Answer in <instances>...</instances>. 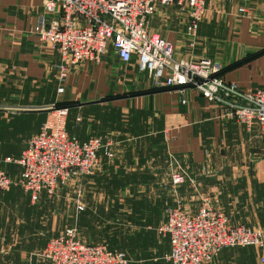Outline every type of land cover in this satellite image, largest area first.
<instances>
[{"label": "crops", "instance_id": "0c3cea01", "mask_svg": "<svg viewBox=\"0 0 264 264\" xmlns=\"http://www.w3.org/2000/svg\"><path fill=\"white\" fill-rule=\"evenodd\" d=\"M41 18L47 23L52 19L44 13L42 0H0V118L13 116L10 129L18 130L22 147L16 159L0 158L3 171L12 179L19 177L21 167L14 161L39 131L50 108L62 105L68 110L66 133L79 142L111 136L116 141L114 147L125 156L161 153L191 166L197 179L195 189L187 183L174 187L169 172L160 166L146 172L126 170L129 173L114 168L100 172L99 167L96 172L104 179L102 190L112 196L130 187L124 223L139 228L132 235L134 242H147L138 248L141 255L156 257L147 263L161 256L154 263L170 264L163 258L170 251L169 239L154 229L165 221L166 209L177 201L195 213L201 196H209L231 225H239L237 219H241L248 227L264 226V135L224 117L220 106L208 102L192 87L182 93L157 87L134 59L123 63L112 42L98 62H85L72 70L58 93L59 53L32 32ZM147 25L174 46L175 59L217 62L222 66L220 77L235 82L240 91L264 85V0H207L193 48L185 35L186 16L175 6H155ZM231 164H240L244 172L243 214H236L235 207L228 204L234 185L229 170L237 166ZM15 167L18 172L14 176ZM14 190L29 199L21 188L12 187L0 193V202ZM45 197L41 193L39 201ZM6 223L5 219L0 221V230ZM129 237L125 239L129 241ZM263 254L264 249L250 246L227 248L205 264H260ZM29 257L30 252L23 251L16 257L12 236L0 233V264H24L26 260L50 264L43 258Z\"/></svg>", "mask_w": 264, "mask_h": 264}, {"label": "built area", "instance_id": "2783aa9c", "mask_svg": "<svg viewBox=\"0 0 264 264\" xmlns=\"http://www.w3.org/2000/svg\"><path fill=\"white\" fill-rule=\"evenodd\" d=\"M206 1L42 0L44 13L52 19L47 23L41 18L32 32L42 44L59 53L58 93L63 91L62 85L72 70L85 62H98L112 42L118 58L123 63L134 59L138 69L147 72L157 87L173 88L179 93L192 87L208 102L220 106L224 117L234 119L247 131L256 128L258 135L263 136L264 85L240 91L235 82L220 77L219 63L209 59H175L174 46L148 28V18L155 6H175L186 16L185 35L193 48ZM67 114L65 107L50 108L39 131L14 161L21 167L17 179H12L0 166V193L19 187L34 204L41 193L51 198L79 177L92 176L98 171L102 157L108 161L114 158L109 139L99 136L79 142L69 137L65 129ZM170 178L174 187L185 183L182 173H172ZM213 202L209 196H201L195 213L185 210L180 201L166 210L165 221L157 229L170 242L165 261L205 264L223 249L248 246L264 249V232L260 228L231 225L228 216ZM41 256L50 264L128 263L125 254L118 250L83 243L73 228L51 238ZM259 262L264 264V254Z\"/></svg>", "mask_w": 264, "mask_h": 264}, {"label": "rangeland", "instance_id": "374dc122", "mask_svg": "<svg viewBox=\"0 0 264 264\" xmlns=\"http://www.w3.org/2000/svg\"><path fill=\"white\" fill-rule=\"evenodd\" d=\"M9 117L7 119H4V117L3 119L0 118L1 159H16L22 150L18 130L16 128L10 129L13 127L11 121L13 116L9 115ZM107 138L112 142L114 158L108 161L102 157L100 172L113 168L123 171L134 169L137 171L144 170L146 172L151 169L155 170V167L160 166L161 169L165 168L170 175L172 173L184 174L185 183H187L189 188H194L197 185V179L192 173L191 166L181 159L176 157L169 158L167 155L164 158L161 153L158 155L153 152L145 156L143 154L138 156L136 153L125 156L124 153L122 154L121 151H118L114 147L116 142L114 138L111 136ZM231 165L237 166L236 169L229 170L231 183L234 185L230 187L231 199L228 200V204L231 209L235 207V211H233L236 214L237 211L243 214L242 208L245 207L243 203L244 185L241 180L244 177V172L240 164ZM17 172L18 169L15 167V174L13 175L15 176ZM96 172L92 176H88L89 178L79 177L75 182L58 190L51 198H42L34 204L20 190H14L6 195L7 200L0 202V221H4L5 219L7 223L6 226L1 227L0 233L12 236L13 253L16 254V257L20 256V251H23L25 254L26 252H30L29 258H42L41 252L51 238L58 236L66 229L73 228L76 230L79 240L83 243H91L89 245H106L108 248L118 250L125 254L128 264H149L147 262L156 258H151L146 253L143 256L141 255L143 251L140 252L138 248L143 247L147 242H134L132 235L139 228L128 226L124 223L126 219V212L124 211L126 207L125 199L131 193L130 187L123 188L126 190L122 191V189L118 194L112 196V194L102 190L103 186L101 184L102 181L104 182V179L101 178L100 180L99 177L101 174L96 175ZM126 173L129 172L126 171ZM90 178L92 179L90 180ZM14 179H17V176ZM100 193H104L105 195L100 196ZM78 206H81L82 210H79ZM117 208L120 209L116 210ZM237 222L238 224H244L246 221L237 219ZM248 224L251 225L250 223ZM160 226L154 229V231H157ZM254 226L257 227V225ZM258 228L264 232V226H259ZM127 236H131L129 238L132 241L130 239L129 241L126 240L125 238ZM35 248L39 250L34 252L33 249ZM150 258L151 260H149ZM160 258L161 256L155 261H159ZM142 260L146 262H142ZM154 262L152 261L150 264H156ZM31 263L26 260L24 264Z\"/></svg>", "mask_w": 264, "mask_h": 264}, {"label": "trees", "instance_id": "16d2710c", "mask_svg": "<svg viewBox=\"0 0 264 264\" xmlns=\"http://www.w3.org/2000/svg\"><path fill=\"white\" fill-rule=\"evenodd\" d=\"M58 107H65V108H67L66 106H62V105L61 106H55V108H58Z\"/></svg>", "mask_w": 264, "mask_h": 264}, {"label": "water", "instance_id": "95a60500", "mask_svg": "<svg viewBox=\"0 0 264 264\" xmlns=\"http://www.w3.org/2000/svg\"><path fill=\"white\" fill-rule=\"evenodd\" d=\"M198 82H200V80H198Z\"/></svg>", "mask_w": 264, "mask_h": 264}]
</instances>
